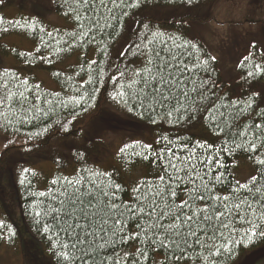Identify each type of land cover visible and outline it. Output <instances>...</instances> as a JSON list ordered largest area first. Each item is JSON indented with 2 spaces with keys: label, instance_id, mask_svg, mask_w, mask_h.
<instances>
[{
  "label": "trees",
  "instance_id": "obj_1",
  "mask_svg": "<svg viewBox=\"0 0 264 264\" xmlns=\"http://www.w3.org/2000/svg\"><path fill=\"white\" fill-rule=\"evenodd\" d=\"M29 1L4 0V3L0 4V58H12L16 63L14 68H0V83L11 81L12 91H17L16 85L19 86L20 91L31 89L26 95L31 96L33 103L36 95H39L41 97L39 107L42 111H35L31 105L28 106L27 111H20L18 105L16 109H11L8 105L0 107V137L4 140V148L0 154V179L4 175H11L14 178L19 192V208L25 230L32 241L50 257L53 264H79L78 260L65 261L62 258L61 253L68 250L53 247V244L64 243L65 236L59 233L57 239V232L50 217L43 215L50 199L49 189L57 187L52 185L53 180L62 181L64 177H73L81 169L86 168L89 172L106 174L102 175L105 181L119 183L122 186L119 195L122 199L131 201L134 195L133 189L144 180L155 179L161 172L155 165L154 157L149 156L146 160L143 156L134 154L142 151L139 145L135 148L129 147L121 153L120 150L125 145L139 142L152 145L150 151H159L166 146L165 138L172 140L177 146L182 141H191L193 144L200 141L218 147L225 141H231L230 135H217V129L210 126L209 121L204 118L206 115L204 112L198 113L193 120L185 118L177 123L175 116L169 120L159 109L153 113L142 111L139 107L132 111L128 110L139 102L128 96L117 95L121 91H127V81L120 77V72L127 71L131 75V70L139 67L143 60L135 48V44L141 42L142 34L146 32L143 24H149L153 31L164 33L165 35L160 37L161 40L171 37L172 40L168 41L170 46H174L173 41L175 44L192 41L199 46L196 51L187 49L185 55L190 54V59L187 61L190 65H197L196 71L192 73L197 87L202 81H208L209 91L204 95L209 97V100H215L218 104L237 100L239 106L244 108L245 103L253 99V93L258 94L254 97L253 108L246 109L244 115L240 117L241 130L245 125L250 126L253 121L264 120L258 115L260 109H264V76L254 78L247 76V72L253 70L252 61L245 62L243 67L240 66L243 57L253 51L250 46L239 61L232 78L225 79L220 62L216 59L213 61L207 45L192 35L190 22L195 18L189 14L177 18L168 16L175 10L201 12L219 0H192L191 4L187 0H148L146 4L141 0V6L138 8L116 9L115 16L119 19H113L105 13L108 17L107 23L112 24L113 27L94 31L95 39L80 35L81 23L77 22L74 9L80 11L81 16L84 12L82 6L78 8L74 0L48 2L49 5L51 3L52 11L70 24L69 28H53L48 26L42 16L25 15ZM132 2L133 0H126V3ZM9 11L12 17L7 15ZM122 11L128 12V15L123 16ZM16 21L20 23L15 24ZM105 22L102 19L100 23L103 25ZM82 23L85 25L83 30L87 31L90 25L86 22ZM48 33L52 35L49 36ZM109 33L112 35L110 36ZM7 37L27 40L33 45V50L26 52L15 45L8 46L2 43ZM148 39L152 37L149 35ZM255 45L258 53L261 49L257 43ZM126 49L131 51L121 56L120 53L125 52ZM74 57L76 58L74 64L59 68L61 64ZM197 57L200 60L207 59V65H198ZM92 61L96 63L93 64ZM40 73L50 78L57 89H48L45 82L38 77ZM114 76L116 79L112 78ZM13 77H19L20 80L15 81ZM25 79L28 81L27 85L23 82ZM2 93L3 89H0V94ZM81 97L85 98L83 106L76 104ZM205 104H208V101H205ZM257 104L260 106L259 109L256 108ZM192 106L191 102L187 105L189 109ZM107 109L115 111L118 115L114 120L116 126L113 131L118 128L117 126L124 125L125 120L135 122L136 128L139 126L140 129H129L124 136L111 139V145L115 150H111L109 162L99 164L98 155L105 146L99 134L96 135L97 131L92 128V124ZM226 111L233 112L234 109L229 107ZM184 116L186 117L187 114L185 113ZM65 141H73L75 145L72 144L70 149H60ZM52 149L55 152L50 154ZM16 152L24 157L33 155L40 160L49 161L54 168L52 175L41 169L31 168L28 161L9 162ZM261 153H264V148L260 149L257 155ZM250 156H252L251 152L241 150H234L231 154L225 153L220 158L227 168H221L220 171L226 172L227 177L233 182L245 183L256 174L257 170L255 157L250 159ZM24 169L28 171L24 172ZM40 192H45L46 195L42 197L39 195ZM180 198H184L183 190ZM36 212L42 214L37 217ZM45 225L53 230L45 233L43 230ZM240 227L242 236L243 228L247 225ZM131 231H135L134 225L131 226ZM225 235L227 236V233ZM241 236H234L231 239H240ZM19 239L17 229L9 218L2 214L0 249L5 244L16 245ZM214 243L215 247L211 249L199 246L190 248L181 259L173 258V255H182L179 251L174 254L165 250L153 251L149 254L148 260L141 261V264H253L255 260L263 257L260 250H264V239H258L248 247L239 246L231 254L221 247L222 244L228 243V240H217ZM138 246L137 241L118 244L117 258L123 257L126 252L134 256ZM229 247L233 245L229 244ZM217 249L219 254L211 255ZM99 259L100 257L97 256V261ZM128 264H131V261Z\"/></svg>",
  "mask_w": 264,
  "mask_h": 264
},
{
  "label": "snow or ice",
  "instance_id": "obj_2",
  "mask_svg": "<svg viewBox=\"0 0 264 264\" xmlns=\"http://www.w3.org/2000/svg\"><path fill=\"white\" fill-rule=\"evenodd\" d=\"M147 2L144 0L145 4ZM187 2L191 4L192 0ZM3 3L4 0H0V4ZM74 3L78 8L82 6L84 12L81 16L80 11L74 9L77 22L81 23L80 35L91 39H95L94 31L113 27L107 23L105 13L113 19H119L115 16L116 9L141 6V0H133L130 4L126 0H74ZM122 15L127 16L128 12L122 11ZM102 19L106 21L103 25L100 23ZM82 22L90 25L87 31L83 30L85 25ZM143 27L146 32L142 34L141 42L135 44L138 54L143 57L140 66L134 67L131 75L127 71L120 72V77L127 81V91L117 95L128 96L139 102L128 110L139 107L142 111L153 113L159 109L169 120L175 116L177 123L185 118L193 120L198 113L204 112V118L217 129V135H230L231 141H225L218 147L200 141L194 144L182 141L177 146L165 138L166 146L159 151H150L152 145L139 142L125 145L121 153L139 145L142 151L134 154L146 160L149 156L154 157L155 165L161 172L155 179L144 180L133 189L131 201L121 198L119 193L122 186L119 183L105 181L102 175L106 174L89 172L86 168L73 177L66 176L62 181L53 180L52 185L57 187L49 189L50 199L43 215L50 217L57 239L59 233L65 236L64 243L53 244V247L68 250L61 253L65 261L78 260L79 264H128L131 261V264H141V261L148 260L153 251L165 250L173 254L179 251L182 255H173V258L181 259L190 248L199 246L211 249L215 247V241L228 240L221 247L231 254L239 246L248 247L258 239H264V171H261L264 169V158H261L264 153L257 155L264 148V120L253 121L250 126L245 125L243 130L240 129V117L246 109L253 108L254 97L258 94L253 93V99L246 102L244 108L239 106L237 100H229L226 104L209 100L204 95L209 91L208 81H202L197 87L192 78L197 65H190L187 62L190 54L185 55L187 49L196 51L199 46L192 41L183 44L173 41L174 46H170L168 41L172 40L171 37L161 40L164 33L153 31L149 24H143ZM149 35L152 39H148ZM251 48L253 51L243 57L240 66L252 61L253 70L248 71L247 76H264V49L257 53L255 43ZM129 51L131 49H126L120 55L125 56ZM211 59L215 60L214 57ZM197 60L200 66L208 63L207 59L200 60L197 57ZM112 78L116 79L115 76ZM12 79L20 80L19 77ZM23 82L25 85L28 83L26 79ZM11 87V81L0 83V89H3L0 107L8 105L16 109L18 105L20 111H27L31 105L35 111H42L39 95H36L33 103L31 96L26 95L31 89L20 91L16 85L17 91H12ZM84 99L81 97L76 104L83 106ZM189 102L193 105L191 109L187 107ZM229 107L234 111L227 112ZM256 108H260L259 104ZM258 115L264 118V109H260ZM234 150L251 152L249 158L255 157L256 174L245 183L233 182L226 172L220 171L221 168H227L220 157ZM23 171L27 172L28 169ZM86 172L89 174L85 175ZM182 190L184 198L181 199ZM39 195L43 197L46 193L40 192ZM41 214L35 213L37 217ZM133 225L135 231H131ZM243 225L247 227L243 228L241 236L240 226ZM43 230L48 233L53 229L45 225ZM234 236L241 238L231 239ZM129 241L138 242L136 254L133 256L126 252L123 257L117 258V245ZM229 244L233 247H229ZM218 254L219 249L211 253ZM97 256L100 257L99 261Z\"/></svg>",
  "mask_w": 264,
  "mask_h": 264
},
{
  "label": "rangeland",
  "instance_id": "obj_3",
  "mask_svg": "<svg viewBox=\"0 0 264 264\" xmlns=\"http://www.w3.org/2000/svg\"><path fill=\"white\" fill-rule=\"evenodd\" d=\"M50 0H30L25 15L42 16L48 26L53 28H69L70 24L62 17L57 16L51 9ZM51 10V11H50ZM191 13L175 10L168 14L169 17H185L189 14L195 18L190 22L192 35L201 39L209 48L212 56L220 62V68L224 72L225 79L232 78L239 61L247 53L253 43H257L260 49H264V0H219L206 7L203 11ZM9 13V14H8ZM202 14V15H201ZM9 17L11 11L7 12ZM6 45H15L23 51L30 52L33 45L18 37H7L2 40ZM75 57L68 59L59 68H65L75 63ZM15 61L12 58H0V68H14ZM38 77L45 82L50 90L57 87L46 75L40 73ZM118 115L113 110H106L98 119L94 120L92 128L97 131L105 146L98 155L97 163L109 162L111 139L122 137L133 128L136 123L125 120V124L116 126ZM136 129H140L137 126ZM135 131V130H134ZM73 141H65L60 149H70ZM4 148V140L0 137V154ZM109 148V150H108ZM52 149L50 154L54 153ZM30 162L31 168L46 171L48 175L53 173V164L49 161L40 160L36 156L24 157L19 152L14 153L9 162ZM0 216L5 214L19 233V242L14 246L4 245L0 249V264H53L50 257L42 251V248L32 241L31 236L25 230L19 208V192L15 180L11 175H4L0 179ZM263 257L255 260L253 264H264V250H260ZM253 256V255H252Z\"/></svg>",
  "mask_w": 264,
  "mask_h": 264
}]
</instances>
